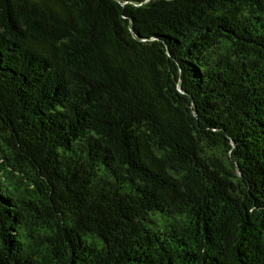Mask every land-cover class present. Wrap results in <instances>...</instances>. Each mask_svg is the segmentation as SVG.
<instances>
[{
  "label": "trees",
  "instance_id": "16d2710c",
  "mask_svg": "<svg viewBox=\"0 0 264 264\" xmlns=\"http://www.w3.org/2000/svg\"><path fill=\"white\" fill-rule=\"evenodd\" d=\"M0 264H264V0H0Z\"/></svg>",
  "mask_w": 264,
  "mask_h": 264
}]
</instances>
